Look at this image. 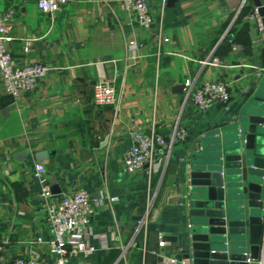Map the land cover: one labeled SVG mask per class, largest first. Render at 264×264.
Wrapping results in <instances>:
<instances>
[{
	"label": "crops",
	"instance_id": "obj_1",
	"mask_svg": "<svg viewBox=\"0 0 264 264\" xmlns=\"http://www.w3.org/2000/svg\"><path fill=\"white\" fill-rule=\"evenodd\" d=\"M241 2L149 0L152 22L142 28L116 0H67L51 12L36 0H0L14 63L47 66L35 89L15 100L0 81L3 264L35 254L50 260L45 204L80 187L97 200L89 215L95 250L67 264H189L168 260L180 252L189 221L180 204L185 163L205 134L264 100V19L257 29L254 1ZM132 40L139 45L133 57L125 49ZM98 79L114 84L116 107L93 105ZM185 79L194 86L223 81L230 99L199 111L185 99ZM177 117L186 136L159 169L146 163L128 171L122 154L131 133L154 129L166 137ZM41 150L53 154L40 161L45 171L37 176L33 154ZM44 186L55 187L47 199ZM149 195L147 223L138 227Z\"/></svg>",
	"mask_w": 264,
	"mask_h": 264
},
{
	"label": "water",
	"instance_id": "obj_2",
	"mask_svg": "<svg viewBox=\"0 0 264 264\" xmlns=\"http://www.w3.org/2000/svg\"><path fill=\"white\" fill-rule=\"evenodd\" d=\"M253 1L264 19V0ZM52 154L41 150L33 157L43 161ZM184 174L180 204L190 225L174 258L189 264H248L247 259L264 264V100L245 104L230 123L205 134Z\"/></svg>",
	"mask_w": 264,
	"mask_h": 264
},
{
	"label": "built area",
	"instance_id": "obj_3",
	"mask_svg": "<svg viewBox=\"0 0 264 264\" xmlns=\"http://www.w3.org/2000/svg\"><path fill=\"white\" fill-rule=\"evenodd\" d=\"M125 10L134 14L138 25L148 28L152 22V15L149 10V0H116ZM246 0H242L241 5ZM67 0H36V6L46 12L60 9ZM251 18L257 29L263 28L262 15L258 7L252 9ZM158 40L166 41L165 37L158 36ZM12 41L9 35V26L5 18L0 15V81L7 96L15 100L21 95L27 94L35 89L37 83L47 73V66L41 62H30L23 65L14 63L12 55L7 46ZM231 42V40L229 39ZM138 44L135 41L125 43L126 51L133 57ZM205 64H216L217 61H203ZM254 67V66H251ZM257 75L260 74L256 71ZM185 99L190 101L199 111L207 109L214 103H226L230 99V92L225 82L220 80H206L197 86L193 85L190 79H185ZM92 103L97 107L117 106V94L115 86L107 79H98L92 88ZM186 136V129L176 118L168 135L164 137L151 129L149 132L135 131L131 133V144L122 154V163L128 171L140 169L144 164L150 165V170L156 171L161 161L169 156L172 146ZM35 175L44 173V163L34 164ZM40 195L47 199L52 193L47 186L42 187ZM153 197L148 196L142 216L137 221V226L146 225L147 217L153 205ZM90 201L97 204L84 188H77L68 194H64L56 203H46L45 212L49 238L47 240L50 260H45L38 254L29 256H17L8 264H67L69 259L78 254L88 255L95 250L90 243L92 230L89 225V215L92 212ZM187 223V227H189ZM40 241V238H38ZM131 245L134 243L131 242ZM164 242L158 241L162 247ZM159 254V253H158ZM169 261H178L169 258ZM184 259H180L182 261ZM4 259V242L0 238V264ZM248 264H261L260 260H246Z\"/></svg>",
	"mask_w": 264,
	"mask_h": 264
}]
</instances>
